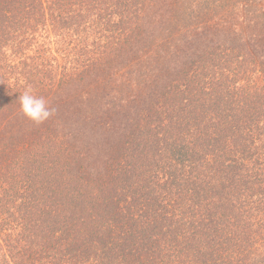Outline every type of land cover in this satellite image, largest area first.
Masks as SVG:
<instances>
[{
	"label": "trees",
	"instance_id": "trees-1",
	"mask_svg": "<svg viewBox=\"0 0 264 264\" xmlns=\"http://www.w3.org/2000/svg\"><path fill=\"white\" fill-rule=\"evenodd\" d=\"M0 264H264V0H0Z\"/></svg>",
	"mask_w": 264,
	"mask_h": 264
},
{
	"label": "clouds",
	"instance_id": "clouds-1",
	"mask_svg": "<svg viewBox=\"0 0 264 264\" xmlns=\"http://www.w3.org/2000/svg\"><path fill=\"white\" fill-rule=\"evenodd\" d=\"M18 101L22 115L35 125L45 123L55 114V109L50 106L48 100L35 94L31 87L19 95Z\"/></svg>",
	"mask_w": 264,
	"mask_h": 264
}]
</instances>
